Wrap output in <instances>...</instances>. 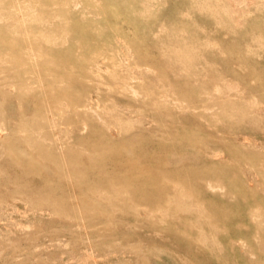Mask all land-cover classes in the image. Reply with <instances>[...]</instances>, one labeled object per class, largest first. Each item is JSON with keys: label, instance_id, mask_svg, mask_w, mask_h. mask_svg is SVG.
Segmentation results:
<instances>
[{"label": "rangeland", "instance_id": "obj_1", "mask_svg": "<svg viewBox=\"0 0 264 264\" xmlns=\"http://www.w3.org/2000/svg\"><path fill=\"white\" fill-rule=\"evenodd\" d=\"M0 264H264V0H0Z\"/></svg>", "mask_w": 264, "mask_h": 264}]
</instances>
